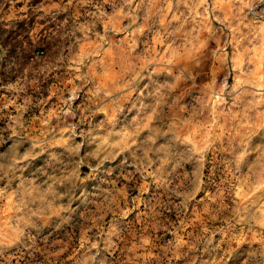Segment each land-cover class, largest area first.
Returning <instances> with one entry per match:
<instances>
[{"label":"rangeland","instance_id":"obj_1","mask_svg":"<svg viewBox=\"0 0 264 264\" xmlns=\"http://www.w3.org/2000/svg\"><path fill=\"white\" fill-rule=\"evenodd\" d=\"M0 264H264V0H0Z\"/></svg>","mask_w":264,"mask_h":264},{"label":"trees","instance_id":"obj_2","mask_svg":"<svg viewBox=\"0 0 264 264\" xmlns=\"http://www.w3.org/2000/svg\"><path fill=\"white\" fill-rule=\"evenodd\" d=\"M18 23H19V25H22V24H24V21H19Z\"/></svg>","mask_w":264,"mask_h":264}]
</instances>
